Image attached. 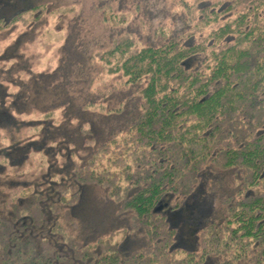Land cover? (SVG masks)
<instances>
[{"label":"trees","instance_id":"obj_1","mask_svg":"<svg viewBox=\"0 0 264 264\" xmlns=\"http://www.w3.org/2000/svg\"><path fill=\"white\" fill-rule=\"evenodd\" d=\"M12 1L0 36L29 44L67 2ZM116 2L54 67L0 69V264H264V0ZM211 170L231 184L181 248L171 212Z\"/></svg>","mask_w":264,"mask_h":264},{"label":"rangeland","instance_id":"obj_2","mask_svg":"<svg viewBox=\"0 0 264 264\" xmlns=\"http://www.w3.org/2000/svg\"><path fill=\"white\" fill-rule=\"evenodd\" d=\"M27 0H13L10 4H4L2 7V14L9 16L14 13L16 10L23 8L28 2ZM100 0H67L66 4L58 5L54 7L52 13L48 15L43 20L42 24L38 27L36 31L35 39L31 44L27 43V36L31 33L30 29L25 26L15 28L12 32L6 33L0 36V69L10 67L13 69V66L17 65L23 58V55H35V64L33 66L36 70H42L49 67H54L59 59V52H56L58 48L63 43V37L68 31V26L72 22V17H78V20L84 29L85 33L89 35H97L104 37L107 31L109 30L110 22L104 20V10L106 4H111L114 7H117L116 0L111 3V1H104V5L101 7L99 5ZM115 4V5H114ZM75 6L73 12H68L67 10L70 7ZM125 9L122 11L124 12ZM126 11L124 14L126 15ZM128 19L130 15H134L132 19L135 21L137 12L127 13ZM27 18L32 17V12L26 15ZM129 19V20H132ZM138 20V25L144 26L147 24L144 20L145 18L142 14L138 15L136 20ZM112 23H117V20H110ZM112 27V26H111ZM132 27V26H131ZM146 29V26L142 28ZM27 33V34H26ZM20 41V42H18ZM7 74L1 73V80L5 79ZM4 81V80H3ZM5 87V84L3 86ZM214 171H209L204 176V185L201 187L199 193L200 197L203 196L204 201H202L199 207H195V201L198 200V196L190 199L187 205L180 209L179 211H170L171 218L174 224L178 227L181 234V248L193 247L196 244V226L200 220H205L207 214L211 213L213 209L217 207L218 198L217 193L219 186H216V183L223 185L231 184L227 178L224 181H221L220 177L215 176ZM216 178H215V177ZM168 200V205L167 201ZM170 196H165L163 201L164 212H168ZM210 202H207L209 201ZM168 206V207H167ZM197 208V209H195ZM183 242V243H182ZM185 242V243H184Z\"/></svg>","mask_w":264,"mask_h":264}]
</instances>
